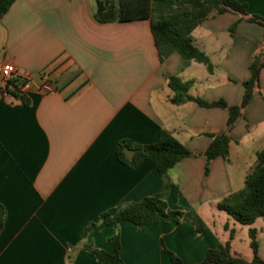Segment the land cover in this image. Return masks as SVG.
I'll return each instance as SVG.
<instances>
[{"label": "crops", "instance_id": "crops-1", "mask_svg": "<svg viewBox=\"0 0 264 264\" xmlns=\"http://www.w3.org/2000/svg\"><path fill=\"white\" fill-rule=\"evenodd\" d=\"M264 19V0H233ZM95 0H15L0 19V60L11 63L18 88L29 77L25 106L0 91V264L98 263L90 250L113 254L115 231L98 216L162 193L164 178L149 162L130 170L115 157L120 140L140 145L170 133L195 157L167 172L169 209L195 212L205 225H119V258L125 264L201 263L227 243L230 253L253 260L249 231L264 261V218L250 226L218 204L244 188L264 148V68L259 88L227 132L228 112L187 101L170 102L166 76L190 82L189 96L207 103L240 105L253 59L264 47V27L242 17L211 12L191 34L213 67L171 53L160 62L149 20L99 24ZM234 27L232 33L230 29ZM47 75L54 91L35 86ZM3 85L0 80V90ZM11 92V91H9ZM227 134V158L208 165L213 137ZM95 226L83 237L85 228Z\"/></svg>", "mask_w": 264, "mask_h": 264}, {"label": "trees", "instance_id": "trees-1", "mask_svg": "<svg viewBox=\"0 0 264 264\" xmlns=\"http://www.w3.org/2000/svg\"><path fill=\"white\" fill-rule=\"evenodd\" d=\"M15 0H0V19L8 12ZM96 12L94 19L99 24L113 22H131L149 20L150 29L154 38L160 62L173 52L185 60H192L206 66L212 73L213 67L204 53L193 44L192 32L207 18L211 12L217 15L231 13L242 17L245 22L264 27V19L247 13L246 6L233 0H95ZM234 27L230 29L232 33ZM264 68V54L256 56L249 67V79L243 83L244 94L240 105L227 106L218 101L207 103L199 98L189 96L190 82H183L177 77L166 76L168 87L173 91L170 102L181 105L187 101L194 102L203 108H222L228 112L227 132L240 117L241 111L247 107L253 93L259 88L260 72ZM14 84V81L11 82ZM1 91V90H0ZM25 106L27 100L18 93L15 88L8 92ZM229 137L225 133L213 137L211 144L204 153L206 159V171L209 163L217 157L227 158L229 153ZM257 163L253 171L247 176L244 188L231 194L218 204V209L226 212L234 221L250 226L257 219L264 218V148L257 153ZM115 157L119 163L130 170H135L146 161L164 178L162 193L152 197H145L139 202L129 203L109 209L101 213L97 223L112 228L115 235L109 239L113 254L101 250H90L92 257L98 263L113 262L124 264L119 258V225L129 222L137 229L146 228L154 223H179L189 222L197 234L205 231V225L199 216L193 212H184L181 209L168 208L165 197L168 191L167 172L173 169L182 159L195 157L186 150L168 132L161 130L156 143L140 145L130 140H120L115 146ZM2 208V207H1ZM4 213L0 220V233L3 229ZM95 226L88 225L82 233L85 237ZM250 247L253 252V260L246 262L240 257L230 253L227 243L215 250H209L205 259L198 264H264L258 256V245L255 231H249ZM163 251L169 256L172 264H183L174 254L163 247Z\"/></svg>", "mask_w": 264, "mask_h": 264}, {"label": "built area", "instance_id": "built-area-1", "mask_svg": "<svg viewBox=\"0 0 264 264\" xmlns=\"http://www.w3.org/2000/svg\"><path fill=\"white\" fill-rule=\"evenodd\" d=\"M261 51H264V47H262ZM18 77L15 67L11 63L4 62L0 60V80L3 85L1 90L2 95H7L9 91H13L15 88L11 84ZM32 85L29 82V77L25 76L22 84L16 88L18 93L21 96H25L27 93L31 91ZM36 91L40 94H47L54 91V86L50 82L47 75L43 74L39 76V82L35 86Z\"/></svg>", "mask_w": 264, "mask_h": 264}, {"label": "water", "instance_id": "water-1", "mask_svg": "<svg viewBox=\"0 0 264 264\" xmlns=\"http://www.w3.org/2000/svg\"><path fill=\"white\" fill-rule=\"evenodd\" d=\"M3 217V209L0 207V220L2 219Z\"/></svg>", "mask_w": 264, "mask_h": 264}, {"label": "rangeland", "instance_id": "rangeland-1", "mask_svg": "<svg viewBox=\"0 0 264 264\" xmlns=\"http://www.w3.org/2000/svg\"><path fill=\"white\" fill-rule=\"evenodd\" d=\"M125 264V263H124Z\"/></svg>", "mask_w": 264, "mask_h": 264}]
</instances>
